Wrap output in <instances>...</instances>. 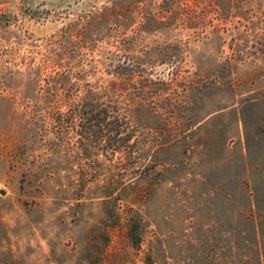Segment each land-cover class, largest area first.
<instances>
[{
    "label": "rangeland",
    "instance_id": "rangeland-1",
    "mask_svg": "<svg viewBox=\"0 0 264 264\" xmlns=\"http://www.w3.org/2000/svg\"><path fill=\"white\" fill-rule=\"evenodd\" d=\"M58 65L130 144L55 131ZM0 264H264V0H0Z\"/></svg>",
    "mask_w": 264,
    "mask_h": 264
},
{
    "label": "trees",
    "instance_id": "trees-1",
    "mask_svg": "<svg viewBox=\"0 0 264 264\" xmlns=\"http://www.w3.org/2000/svg\"><path fill=\"white\" fill-rule=\"evenodd\" d=\"M75 75L76 73L70 67L58 65L56 77L47 79L48 92L45 96L48 100L47 109H50L53 116L51 126L59 134H62L68 126L79 128L86 137L94 135L104 146L111 147L116 152L120 151L133 139V123L126 114L114 106H102L96 109L89 101H85L88 100L86 97L79 98L76 82L71 83ZM78 98L81 99V104L76 106L71 104ZM58 100L65 103H58ZM62 105L69 108L67 113L62 112ZM66 115H70L73 120L78 118L80 121L68 122ZM42 122L43 124H39V127H46L48 124L46 119Z\"/></svg>",
    "mask_w": 264,
    "mask_h": 264
}]
</instances>
